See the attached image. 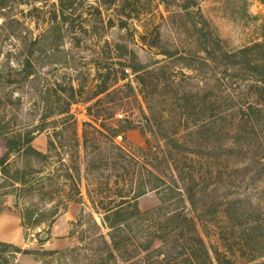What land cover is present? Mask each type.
Instances as JSON below:
<instances>
[{"label": "rangeland", "instance_id": "1", "mask_svg": "<svg viewBox=\"0 0 264 264\" xmlns=\"http://www.w3.org/2000/svg\"><path fill=\"white\" fill-rule=\"evenodd\" d=\"M263 42L264 0H0V66L8 62L19 70L27 57L35 65V74L21 85L0 78V124L27 131L45 124L33 145L39 150L43 143L47 153L51 139L62 140L53 136L63 129L59 111L70 107L80 135L84 201L74 202L84 206L70 222L74 244L49 249L52 226L66 211L55 221L52 215L72 193L62 176V163L72 165V151L60 149V158L53 151L48 160L10 155L7 177L0 167V209L13 200L24 231L20 248L33 252L11 264H99L110 253L103 239L109 240V231L87 188L96 190L100 175L112 170L87 169L109 155L111 143L89 129L85 149L84 123L106 135L116 127L123 136L115 142L169 184L202 189L194 196L195 217L201 233L217 235L208 244L220 248L222 264H264V126L236 118L233 94L243 102L247 94L256 96L223 56ZM110 72L118 77L99 95ZM236 78L239 84H233ZM130 121L134 129L126 130ZM7 151L0 138V159ZM178 163L187 180L179 178ZM17 179L29 182L23 186ZM58 187L64 190L50 195ZM160 205L155 192L139 199L144 213ZM158 221L144 225L157 228ZM150 234L136 242L148 245ZM161 244L156 239L153 249ZM115 256L110 264L143 262Z\"/></svg>", "mask_w": 264, "mask_h": 264}, {"label": "trees", "instance_id": "2", "mask_svg": "<svg viewBox=\"0 0 264 264\" xmlns=\"http://www.w3.org/2000/svg\"><path fill=\"white\" fill-rule=\"evenodd\" d=\"M223 56L230 62L229 65L232 66V70H235L234 76H239L240 79H244L245 76L250 81V87L253 89L251 94L257 98L247 94V98L243 102L241 98L237 100L236 95L233 94L232 101L237 105L233 108V112L237 115L236 118L242 123H253L255 126L257 124L261 129L264 126V42L242 49L240 52H224ZM20 66L19 70H14L8 62L4 63L0 66V78H7V84L21 85L22 82L29 80L35 74V65L31 57L21 61ZM121 66L124 67V73L126 65L121 64ZM116 76L118 77L116 72L108 74L101 86L99 95L110 90L108 83ZM237 80L239 79L236 78L233 84H237ZM103 108L105 109L102 112H109V108ZM59 116H62L64 121L63 129L55 131L53 136L62 140L57 142L51 139L47 153L40 152L33 145L35 139L47 130L45 124L30 131L9 129L0 124V138L5 140L8 149L7 153L0 159V167L6 177L9 170L5 166H7L12 154L48 160L53 151H57L58 158L62 157L59 152L60 149L68 148L72 151L70 159L72 165L68 166L62 163V169H66V174L62 176L70 180L72 193H67V203L62 209L57 207L58 209L52 215L54 221L62 211H66L70 203H84L79 184L82 181V168L78 162L81 144L77 122L71 114L70 107L59 111ZM112 118H114V114L111 112L108 119L112 120ZM253 128L257 132L255 127ZM89 129H92L95 135L100 134L107 137L111 143L109 155H103L105 152L101 149L103 156L94 164L92 163L90 167L88 166L87 169L112 170L110 174L100 175L99 180L102 181L99 182L96 190L87 188L88 198L99 210V213L103 215L102 227L109 231V240H106L105 237L103 239L111 247V251L107 253L108 256H106L107 254L100 256L99 264H110L112 260H116L115 253H118L120 259L126 263L142 257L141 261L143 262L140 264H222L223 254L220 248L208 244V241L211 244L212 239L217 238V235L210 231L201 233L195 217L198 207L194 201V196L202 189L196 190L194 186L181 188L176 180L169 184L157 172L149 169L140 159L115 142V138L123 136V132L116 127L111 129L110 136L92 123H84L83 146L85 149L88 148L89 136L92 133ZM131 129H134V126L130 121L126 130ZM69 132L72 134L71 136L67 135ZM99 148L97 147V149ZM176 170L180 173L179 178L187 180L185 178L186 173L179 163ZM60 171L58 170V172ZM62 176L60 174L58 178L60 179ZM112 178L115 180L113 185L111 184ZM16 181L23 186L29 182L26 179H17ZM63 190L64 188L58 187L55 191L50 192V195L54 197ZM152 192L159 195L161 205L152 212L144 213L139 208V199ZM94 195L100 196L101 199L95 201ZM187 205L190 208L184 209ZM154 218L163 220L162 223L158 221L157 228L144 225L145 222H151ZM27 220L31 223L28 217ZM96 224L99 226L98 223ZM161 230L164 233H161ZM144 233H151L150 236L153 238L148 245L136 242L138 238H145V236L140 237ZM156 239L160 240L162 244L153 249ZM22 253L30 254L31 252L13 244L0 242V264H11V259H16L17 255Z\"/></svg>", "mask_w": 264, "mask_h": 264}, {"label": "crops", "instance_id": "3", "mask_svg": "<svg viewBox=\"0 0 264 264\" xmlns=\"http://www.w3.org/2000/svg\"><path fill=\"white\" fill-rule=\"evenodd\" d=\"M40 138L37 137L35 142L40 140ZM41 144L39 148L40 152L45 150V146L43 143ZM12 203V199L11 201H6L4 207L1 206L3 208L0 209V242L22 247L25 244L24 231L20 216L15 211ZM83 207V205L76 203L68 206L66 212L52 226L51 240L46 247L51 250H63L74 244V239L70 237V222L77 218L78 214L83 210Z\"/></svg>", "mask_w": 264, "mask_h": 264}, {"label": "water", "instance_id": "4", "mask_svg": "<svg viewBox=\"0 0 264 264\" xmlns=\"http://www.w3.org/2000/svg\"><path fill=\"white\" fill-rule=\"evenodd\" d=\"M43 238L45 239L46 238V235H44Z\"/></svg>", "mask_w": 264, "mask_h": 264}, {"label": "built area", "instance_id": "5", "mask_svg": "<svg viewBox=\"0 0 264 264\" xmlns=\"http://www.w3.org/2000/svg\"><path fill=\"white\" fill-rule=\"evenodd\" d=\"M122 117V116H121Z\"/></svg>", "mask_w": 264, "mask_h": 264}]
</instances>
